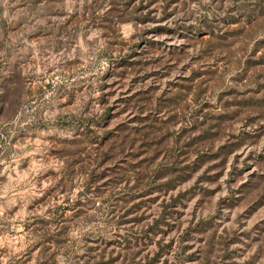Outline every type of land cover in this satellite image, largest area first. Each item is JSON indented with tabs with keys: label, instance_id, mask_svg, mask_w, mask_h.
Here are the masks:
<instances>
[{
	"label": "rangeland",
	"instance_id": "1",
	"mask_svg": "<svg viewBox=\"0 0 264 264\" xmlns=\"http://www.w3.org/2000/svg\"><path fill=\"white\" fill-rule=\"evenodd\" d=\"M0 264H264V0H0Z\"/></svg>",
	"mask_w": 264,
	"mask_h": 264
}]
</instances>
